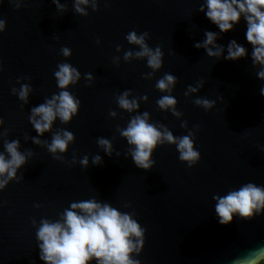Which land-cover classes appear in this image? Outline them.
<instances>
[{
    "label": "water",
    "instance_id": "water-1",
    "mask_svg": "<svg viewBox=\"0 0 264 264\" xmlns=\"http://www.w3.org/2000/svg\"><path fill=\"white\" fill-rule=\"evenodd\" d=\"M59 2L65 11H57L52 0H25L19 9L21 0H0V19L6 23L0 33V152L5 140L15 139L22 153H32L17 172L22 179L0 191V264H43L32 219L37 226L42 217L55 220L71 202L91 197L135 214L146 230L142 252L135 257L141 264H231L264 244V213L249 220L234 217L227 226L215 216L214 194L248 182L264 185V97L259 93L264 82L256 78L258 68L250 58L216 60L194 48L206 30L218 31L198 11L203 0H98L96 11L86 8L87 16L74 12L73 0ZM133 30L147 32L149 47L161 48L159 71L153 73L146 59L124 60L125 51L139 50L125 39ZM245 31L241 20L217 43L226 48L235 39L250 54ZM63 47L71 50L67 59L60 54ZM64 62L81 73L68 89L81 102L78 114L68 124L55 121L51 131L37 137L28 120L31 108L59 91L53 73ZM86 73L93 77L91 85ZM166 73L177 78L172 95L179 119L156 104L162 93L155 84ZM201 82L198 92L185 98L187 87ZM21 83L32 88L26 104L11 91ZM124 91L137 99V111L118 107L116 97ZM196 98L214 101V107L205 111L193 103ZM144 112L174 136L195 131L198 163L188 168L175 147L165 144L153 152L152 169L136 168L126 158L129 146L118 128ZM63 130L73 133L74 142L62 160L33 143V137L50 143ZM101 137L111 141V156L98 147ZM97 154L102 163L93 166ZM85 155L89 164L82 168L79 160Z\"/></svg>",
    "mask_w": 264,
    "mask_h": 264
},
{
    "label": "clouds",
    "instance_id": "clouds-1",
    "mask_svg": "<svg viewBox=\"0 0 264 264\" xmlns=\"http://www.w3.org/2000/svg\"><path fill=\"white\" fill-rule=\"evenodd\" d=\"M24 2L25 0H21L16 8L19 9ZM52 3L57 11H65V5L59 0H52ZM97 3L98 0H73V10L80 16H87L86 8L90 6L96 11ZM198 11L203 13L218 31L206 30L204 39L194 42V48L203 49L207 57L216 60L222 58L235 62L250 58L252 67L258 68L256 78L264 82V0H203ZM241 20L246 26L244 38L251 47L250 54L248 48L235 39L230 40L226 48L217 43L223 34L232 31ZM5 27V21L0 19V33L4 32ZM148 38L147 32L138 34L135 30L130 31L125 39L129 45L137 46L139 50L125 51L124 60L146 59L147 67L154 73L162 67L163 54L159 46L155 49L149 47ZM116 51H120V46L116 47ZM60 54L67 59L71 56V50L63 47ZM53 76L59 91L31 108L28 117L37 137L51 131L57 120L62 124L70 123L80 108V100L68 90L80 81L81 73L78 69L67 62L59 63ZM148 77H151V73ZM84 79L91 85V73H86ZM176 83L177 78L168 73L156 82L155 88L162 93L156 104L162 112H170L179 119L182 113L176 110L177 100L172 95ZM201 87L202 82L195 87L189 85L184 93L185 98L197 93ZM11 91L22 104H26L32 88L27 83H21L19 89L13 87ZM259 93L264 97V86L260 87ZM129 95L130 91H124L116 97V103L121 110L132 113L138 110L139 103L135 98L129 99ZM141 99L146 100L147 97ZM193 103L205 111L212 109L215 104L207 98H196ZM115 115L114 111L109 112V116ZM3 124V119H0V126ZM180 126L187 128L186 122H182ZM198 127L195 126L197 130ZM118 131L129 146L126 158L130 156L138 169H152L153 152L165 144L175 147L179 161L188 168H192L200 160V153L194 147L195 131L188 130L186 135L174 136L166 126L150 122L148 112L133 116L127 126L118 128ZM3 135H7V129ZM37 137H33V143L42 144L56 160H62L68 146L74 142V135L68 130L54 133L50 143L42 142ZM96 143L105 155H112L113 148L109 139L97 138ZM19 148L18 140L4 141L3 151L0 152V191H3L9 182H19L22 179L17 177V172L26 164L32 153H22ZM71 163H76L75 156ZM101 163L100 155L92 157L93 166ZM79 164L82 168H87L89 157L83 156ZM212 199L215 203V216L222 226L231 224L234 217L249 220L264 213V185L248 182L237 189L228 190L226 194H214ZM34 207L39 208L40 205L35 204ZM124 207L127 208L128 205ZM31 223L35 228L38 257L43 264H141L135 257H139L142 252L146 230L138 223L134 213L122 212L95 197L71 202L55 220L42 217L38 226L35 219H32ZM231 264H264V244L234 258Z\"/></svg>",
    "mask_w": 264,
    "mask_h": 264
}]
</instances>
